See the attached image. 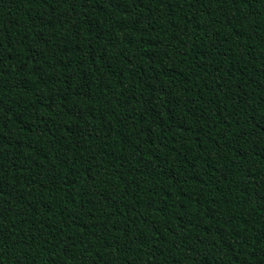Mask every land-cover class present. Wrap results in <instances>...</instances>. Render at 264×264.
Here are the masks:
<instances>
[{
	"label": "trees",
	"instance_id": "1",
	"mask_svg": "<svg viewBox=\"0 0 264 264\" xmlns=\"http://www.w3.org/2000/svg\"><path fill=\"white\" fill-rule=\"evenodd\" d=\"M0 240H264V0H0ZM0 264H264V241H0Z\"/></svg>",
	"mask_w": 264,
	"mask_h": 264
}]
</instances>
